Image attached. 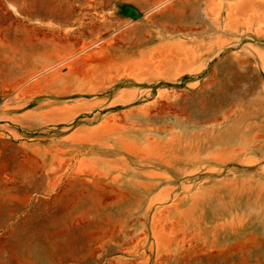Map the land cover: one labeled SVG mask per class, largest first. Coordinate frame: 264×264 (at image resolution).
<instances>
[{
    "label": "rangeland",
    "instance_id": "rangeland-1",
    "mask_svg": "<svg viewBox=\"0 0 264 264\" xmlns=\"http://www.w3.org/2000/svg\"><path fill=\"white\" fill-rule=\"evenodd\" d=\"M0 264H264V0H0Z\"/></svg>",
    "mask_w": 264,
    "mask_h": 264
}]
</instances>
